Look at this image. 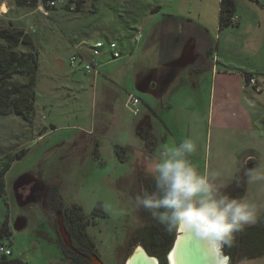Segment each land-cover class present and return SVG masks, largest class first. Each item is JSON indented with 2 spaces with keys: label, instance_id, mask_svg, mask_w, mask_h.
<instances>
[{
  "label": "rangeland",
  "instance_id": "374dc122",
  "mask_svg": "<svg viewBox=\"0 0 264 264\" xmlns=\"http://www.w3.org/2000/svg\"><path fill=\"white\" fill-rule=\"evenodd\" d=\"M161 2L166 10L169 3L165 0H87L77 11L57 8L45 16L31 5L0 0V26L12 25L31 36L33 47L21 45L19 50L34 51L39 59L36 102L30 120L15 115L8 105L2 106L6 112L0 117V174L10 166L5 174L6 193L0 197V228L7 221L12 233L0 243L12 250L11 260L19 264H72L62 255L54 217L45 207L49 190L61 209L86 217L85 231L94 242L98 259L103 264H123L136 246L144 244L143 229L157 224L149 211L134 204L136 194L148 188L143 181L149 178L144 171L148 158L156 156L164 145L182 142L188 135L197 144L190 159L199 171L203 172L205 167L219 170L228 185L226 193L235 192L238 181L245 184V196L264 202V182L248 184L245 175L247 169L264 166L263 126L257 125L253 138L251 133L243 136L228 124L223 126L216 121L217 109L213 125L208 120V110L201 109L199 115H191L190 134L180 122L181 116L189 115L185 113L188 109L180 108L179 114L177 107L171 110L177 121L170 131L175 133L176 140L162 128L163 141L153 149V140L149 145L143 140L149 134L153 138L152 129L138 124L141 119L138 121L126 108L130 93L151 99L136 90L135 79L140 65L156 61L160 46L149 52L148 49L154 41V30L164 23L165 12L157 8ZM5 5L7 13L2 12ZM254 7L261 14L262 27L251 28L247 36L242 32L236 34L233 29L237 27L224 29L222 40L233 38L235 43L231 49L222 43L220 49L224 56L241 57L237 67L264 70V10L257 4ZM246 10L244 7L243 11L254 17ZM193 22L195 37L201 41L207 31L200 29L202 24ZM139 30L142 38L134 43ZM249 36L254 43L247 50L243 38ZM99 40L116 41L122 57L113 59L105 51L95 82L93 75L83 71V65L72 68L70 59L75 45ZM150 53L153 55L149 56ZM260 90L261 93L255 91L258 97L263 93L261 86ZM109 98L119 120L110 113L113 109ZM119 148L126 152L117 154ZM22 152L21 158H17ZM31 197L43 200V207L37 201L26 202ZM19 221L25 224L24 228H16ZM175 235L176 231L171 245ZM170 244L159 258L161 264H167ZM236 264H264V257Z\"/></svg>",
  "mask_w": 264,
  "mask_h": 264
},
{
  "label": "crops",
  "instance_id": "0c3cea01",
  "mask_svg": "<svg viewBox=\"0 0 264 264\" xmlns=\"http://www.w3.org/2000/svg\"><path fill=\"white\" fill-rule=\"evenodd\" d=\"M235 1L237 5L235 17L239 22L228 28L237 27L235 28L237 30L233 29V31L236 34L242 32L245 36L251 28H261V14L254 4L261 6L264 10V0ZM165 2L169 3L166 10L162 2L157 7L158 10L165 12L164 23L162 28L154 30V41L148 49L149 52L152 47L160 46L156 50L159 51L158 55L155 54L156 61L154 60L153 64L140 65L135 79L136 90L151 97V99H142L138 95L142 107V117H138V121L141 119L138 124L147 125L146 130L151 128L153 134V138L149 134V137L144 136L143 140L148 142L147 145L153 140V149L158 148L163 141L160 138L162 128L174 138L175 133L170 131L173 130V122L176 123L177 120L174 119L171 110L177 107H179V114L180 108L188 109L185 113L189 115L181 116L180 122L185 124L190 134H193V130L189 128V125H193L190 123L193 112L199 115V110L207 109L208 120L213 125L217 109L216 121L219 124L223 126L228 124L230 128L233 127L243 136L251 133L250 136L253 138L257 125L264 127V70L257 67L252 69L237 67L240 66L238 64L241 57L238 58L239 56L233 51V57L224 56L221 53L222 43L227 49H231V45L235 43L233 38L222 40L224 29L219 28L221 0H165ZM244 7L254 17L247 12L246 14L243 11ZM193 21L202 24L203 28L200 27V29L207 31L206 37L201 41L195 37L192 29ZM251 38V36L243 38L247 50L254 43ZM256 50L253 51L256 52ZM152 55L150 53L149 56ZM206 56L208 60H205ZM246 74L256 76L263 89L259 97L253 88L245 85ZM123 90L128 93L130 89L123 87ZM109 100L113 110H108L112 116L114 113L116 120H119L115 105L111 98ZM189 137L188 135L187 138ZM164 142H168V136H165ZM180 142L176 140V144ZM36 201L39 202L31 197L26 202L34 204ZM42 201L39 202L41 206ZM20 220L26 221L24 218ZM58 249L60 250L59 246Z\"/></svg>",
  "mask_w": 264,
  "mask_h": 264
},
{
  "label": "clouds",
  "instance_id": "9594fccd",
  "mask_svg": "<svg viewBox=\"0 0 264 264\" xmlns=\"http://www.w3.org/2000/svg\"><path fill=\"white\" fill-rule=\"evenodd\" d=\"M196 151L197 144L189 137L178 144L164 145L156 156L148 158L144 171L153 185L142 188L134 204L149 211L169 231L181 227L195 230L208 243L213 264L216 256L228 264L224 247L234 244L236 233L257 224L264 213V202L226 193L228 185L219 170L205 167L201 172L192 163L190 157ZM245 175L248 184L264 182V166L247 169Z\"/></svg>",
  "mask_w": 264,
  "mask_h": 264
},
{
  "label": "trees",
  "instance_id": "16d2710c",
  "mask_svg": "<svg viewBox=\"0 0 264 264\" xmlns=\"http://www.w3.org/2000/svg\"><path fill=\"white\" fill-rule=\"evenodd\" d=\"M19 6L31 5L36 8L38 0H16ZM235 0H221L219 14V28L226 29L236 25L233 18L236 14ZM21 45L33 47V39L25 34L23 30L17 29L12 25L7 27L0 26V117L6 111L2 106L8 105L13 113L26 121L34 114V105L36 102V85L39 72L38 55L32 52H22L19 50ZM254 74H246L245 82ZM126 152L125 148L118 149ZM22 152L17 158H21ZM8 167L0 174V197L6 193L5 174ZM148 188L153 185L151 178H143ZM236 191H228L233 197L245 196V184L236 183ZM232 192V193H231ZM53 192L51 195L53 196ZM65 222L68 232L78 246L81 256L72 252L67 253L68 259L73 264H87L85 255H90L95 250L94 242L88 237L85 229L88 226L86 217L77 211L66 210ZM156 226L145 227L142 231L141 240H144V246L152 255L162 258L165 249L173 241L174 232L167 230L158 222ZM11 230L8 222L5 221L0 228V240L11 236ZM171 245V244H170ZM172 246V245H171ZM152 247L159 248V251ZM169 250V248H168ZM226 256L229 257V264H236L240 261L254 260L264 257V214L260 217L257 224L246 227L242 232L235 234L234 244L231 247L225 246L223 249ZM66 254V252H65ZM0 264H19L10 257L0 255Z\"/></svg>",
  "mask_w": 264,
  "mask_h": 264
},
{
  "label": "built area",
  "instance_id": "2783aa9c",
  "mask_svg": "<svg viewBox=\"0 0 264 264\" xmlns=\"http://www.w3.org/2000/svg\"><path fill=\"white\" fill-rule=\"evenodd\" d=\"M86 2L87 0H38L36 9L42 12L45 16H49L50 12L56 10L57 8L77 11ZM237 20V17L233 18L234 23L237 22ZM141 38L142 31L139 30L135 34L134 43H139ZM73 48L74 54L70 59L72 68H75L77 65H83V71L86 74L93 75L95 82L97 76L99 75V60L105 51H107L113 59H119L122 57V54L118 50L119 46L116 41L99 40L94 43L88 41V43L85 44L75 45ZM245 85L253 88L256 92L261 93L256 76H252L245 82ZM125 106L135 117L141 116V99L138 95L130 93ZM0 255L10 257L12 255V250L6 244L0 243Z\"/></svg>",
  "mask_w": 264,
  "mask_h": 264
},
{
  "label": "water",
  "instance_id": "95a60500",
  "mask_svg": "<svg viewBox=\"0 0 264 264\" xmlns=\"http://www.w3.org/2000/svg\"><path fill=\"white\" fill-rule=\"evenodd\" d=\"M20 187L18 186L16 190ZM24 226L25 224L19 221L16 228L22 229ZM175 249L180 253L179 264H213L214 257L212 251L208 249L203 240L196 235L195 230H176L173 245L167 253V264H171L170 255ZM226 257L228 258L229 264V257ZM124 264H161V262L159 258L150 255L143 246L138 245L126 258ZM215 264H224L223 257L216 256Z\"/></svg>",
  "mask_w": 264,
  "mask_h": 264
},
{
  "label": "flooded vegetation",
  "instance_id": "af4514ba",
  "mask_svg": "<svg viewBox=\"0 0 264 264\" xmlns=\"http://www.w3.org/2000/svg\"><path fill=\"white\" fill-rule=\"evenodd\" d=\"M47 191H48V193L46 195V199H45L44 203H45L46 209L49 212H51L52 217H54V220H55V223L57 226V230H58L56 233L58 234V236H57L58 239H60V247H61V252H62L63 257L68 259L69 257L67 255V253H69V252H72L75 255L81 256L80 251L78 249L79 247L75 245V241L73 240L72 236L70 235L71 232L70 233L68 232V228H67L66 222H65V211H64V209H61L60 204L57 203V199L54 197V195L52 196L51 192L49 190H47ZM59 219H61V223H60V221L58 222ZM62 232H64V235L66 236V238L62 234ZM55 239H56V237H55ZM141 246H143L148 251V253L150 255H152L150 253V251L144 246V244ZM133 251H131V252H133ZM65 252H66V254H65ZM131 252L129 254H131ZM129 254H128V256H129ZM152 256L156 257L155 255H152ZM84 258L86 259L87 264H103L102 261H100L98 259L96 249L92 252V254L85 255ZM126 258H125V260H126ZM68 260L71 261V263H72L71 259H68ZM125 260H124V263H125Z\"/></svg>",
  "mask_w": 264,
  "mask_h": 264
},
{
  "label": "bare ground",
  "instance_id": "6f19581e",
  "mask_svg": "<svg viewBox=\"0 0 264 264\" xmlns=\"http://www.w3.org/2000/svg\"><path fill=\"white\" fill-rule=\"evenodd\" d=\"M7 9H8V8H7L6 5L3 6L2 12H3V13H7ZM180 230H186V229L183 228V227H181ZM190 231H192V230H190ZM202 240H203V239H202ZM203 242H204V244L206 245V247H207L208 249H210L209 246H208V243H207L205 240H203ZM170 262H171V264H179V263H180V253H179V251H178L177 249H175V250L171 253V255H170Z\"/></svg>",
  "mask_w": 264,
  "mask_h": 264
}]
</instances>
